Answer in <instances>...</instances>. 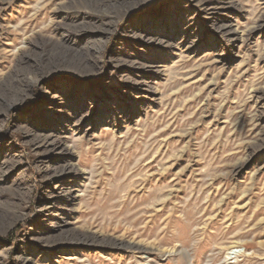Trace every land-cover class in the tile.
I'll use <instances>...</instances> for the list:
<instances>
[{
  "label": "rangeland",
  "instance_id": "374dc122",
  "mask_svg": "<svg viewBox=\"0 0 264 264\" xmlns=\"http://www.w3.org/2000/svg\"><path fill=\"white\" fill-rule=\"evenodd\" d=\"M0 264H264V0H0Z\"/></svg>",
  "mask_w": 264,
  "mask_h": 264
},
{
  "label": "bare ground",
  "instance_id": "6f19581e",
  "mask_svg": "<svg viewBox=\"0 0 264 264\" xmlns=\"http://www.w3.org/2000/svg\"><path fill=\"white\" fill-rule=\"evenodd\" d=\"M239 253V252H238ZM235 254H237V252H231V253H228L227 254V258L226 259H232L234 256L233 255H235ZM236 256V255H235Z\"/></svg>",
  "mask_w": 264,
  "mask_h": 264
}]
</instances>
